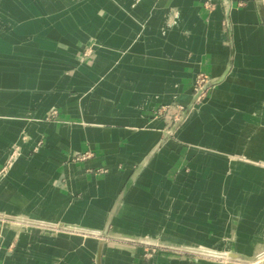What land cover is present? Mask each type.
Returning <instances> with one entry per match:
<instances>
[{"label": "crops", "instance_id": "crops-1", "mask_svg": "<svg viewBox=\"0 0 264 264\" xmlns=\"http://www.w3.org/2000/svg\"><path fill=\"white\" fill-rule=\"evenodd\" d=\"M259 1L0 0V218H26L0 222V264H213L178 249L200 235L264 253L239 171H264Z\"/></svg>", "mask_w": 264, "mask_h": 264}, {"label": "bare ground", "instance_id": "bare-ground-1", "mask_svg": "<svg viewBox=\"0 0 264 264\" xmlns=\"http://www.w3.org/2000/svg\"><path fill=\"white\" fill-rule=\"evenodd\" d=\"M256 18H257L256 12H255L253 7L241 11V13H239V14H236V19L240 20V22H242V23H249V22L256 21ZM253 42L250 44L249 43L247 44V50L249 49L251 52L253 51L255 53L259 52L260 55L263 54V51H261L262 46L259 47V45L257 44L258 41H256V42L253 41ZM211 83H213V82H211ZM194 100H195V97H194ZM199 100L200 99L196 100L194 105H196V103H198ZM239 171H240V174H242V177H245L247 179V183H245L244 185H248L249 181L250 182L254 181L257 184H263V186H264V171H260L258 169H257V171L256 170L253 171L251 169L244 168V166H240ZM0 180H1V184H0L1 188L7 187L8 185H10V183H13V179H12L10 174H7L4 177H0ZM8 218L13 219L15 221H25V219H26L25 217H18V216H11V215H8ZM224 218H225V221H223L221 223V227H222L221 231L225 230V224H226V221L228 219V213L224 214ZM47 226L48 225H46V223L42 224L43 228H47ZM70 232H72V231H70ZM200 238L202 239L201 242L198 241L197 243L192 244L191 246L189 245L187 247L180 246L178 249H182V250L186 249L188 252L195 253V254H198L199 256L208 257V258H217L218 259V258L224 257V258L231 259L230 256L232 254L229 253V251H230L229 249H228V251L222 253L216 246L217 241H215L213 239H208L207 237L205 238L204 235L203 236L200 235ZM248 243H249V240H243L242 242H239V247L237 248V250H239L240 252H245L246 246ZM150 245H159V244L155 243V242H151ZM203 245L204 246H211V248L210 247L204 248ZM245 253H247V251ZM234 257L237 258L236 261H241V259L245 258V257H241V256H236V255H234ZM247 258H249V257H247ZM253 258L255 259V261L249 262V263H255L257 260H263L264 259V253L259 254L258 256H254ZM231 260H234V259H231Z\"/></svg>", "mask_w": 264, "mask_h": 264}, {"label": "rangeland", "instance_id": "rangeland-1", "mask_svg": "<svg viewBox=\"0 0 264 264\" xmlns=\"http://www.w3.org/2000/svg\"><path fill=\"white\" fill-rule=\"evenodd\" d=\"M247 4H248V2L241 1V2L238 3V8L239 9H243V8L246 7ZM215 7H216V5L213 4V1H209L207 3V5H206V9H208L209 11L215 9ZM86 57H89V52L88 53L86 52ZM202 82L205 83L204 86H206L207 84L211 83L203 75L202 76H198L196 78V81H195V88L197 89V88L201 87L202 84H203ZM206 94H207V92H205V94L200 98L198 103L201 102V101L203 102L205 100ZM187 112H188V110L186 108H181V110L178 109V111H175L174 113H170V112L166 113L165 112V113H163V119H167V118L171 117L172 118V123H174L175 121L177 122L178 120H182L183 121V119H185V116H186ZM175 124L178 125L179 123H175ZM175 124H173V125H175ZM5 174L6 173H4L3 175H5ZM0 222H2L4 225H13L15 223V220L9 219L8 217H2V218H0ZM40 229H42V228H40ZM42 230L44 231L45 229H42ZM49 231H50V229H49ZM224 252H226V251H223L222 253H224ZM156 255H158V251H157L156 254H154L155 257H156ZM188 258H191L192 260L202 259V260H206L207 262L213 263V264H264V259L263 260H258L255 263H249V262L231 260L229 258H224V257L223 258H218V259L217 258L200 257L198 254L191 253V252H188Z\"/></svg>", "mask_w": 264, "mask_h": 264}, {"label": "water", "instance_id": "water-1", "mask_svg": "<svg viewBox=\"0 0 264 264\" xmlns=\"http://www.w3.org/2000/svg\"><path fill=\"white\" fill-rule=\"evenodd\" d=\"M258 7H259L261 23H262V26L264 27V0H260L259 1V6ZM214 85H215L214 83H209L207 86H205V88L201 91V93L195 98V101L198 100V98H200V95L204 94L209 88L213 87ZM230 258L234 259V260H237V258H235L233 254L230 256ZM241 261H243V262H253V261H255V259L254 258H252V259L244 258V259H241Z\"/></svg>", "mask_w": 264, "mask_h": 264}, {"label": "built area", "instance_id": "built-area-1", "mask_svg": "<svg viewBox=\"0 0 264 264\" xmlns=\"http://www.w3.org/2000/svg\"><path fill=\"white\" fill-rule=\"evenodd\" d=\"M202 83H203V82H202ZM204 84H205V83H203L201 87H199V88H197V89H196V88L194 89L195 98H196V97L201 93V91L205 88ZM207 85H208V84H207ZM207 85H206V86H207ZM204 94H205V93H204ZM204 94L200 95V98H201ZM200 98H198V99H200ZM60 229H63V228H56V230H60ZM64 230L66 231V229H64ZM160 248H162V246H160V245H151V246H150V249H147V250L145 251V253H146L147 256H151V257H153L154 254H156L157 251H158Z\"/></svg>", "mask_w": 264, "mask_h": 264}]
</instances>
